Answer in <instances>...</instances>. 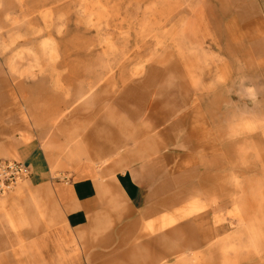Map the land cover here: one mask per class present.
I'll list each match as a JSON object with an SVG mask.
<instances>
[{"label": "rangeland", "instance_id": "1", "mask_svg": "<svg viewBox=\"0 0 264 264\" xmlns=\"http://www.w3.org/2000/svg\"><path fill=\"white\" fill-rule=\"evenodd\" d=\"M0 161L31 168L0 264H264V0H0ZM84 169L106 202L74 228Z\"/></svg>", "mask_w": 264, "mask_h": 264}, {"label": "crops", "instance_id": "2", "mask_svg": "<svg viewBox=\"0 0 264 264\" xmlns=\"http://www.w3.org/2000/svg\"><path fill=\"white\" fill-rule=\"evenodd\" d=\"M19 163L27 166L31 172L29 165L24 162ZM85 170L80 171L74 179H68L67 184L59 183L55 190L57 197L62 200V205L67 210L65 221L68 226L74 228L93 225V221L102 212L106 202V199L101 197L97 184L88 177L90 174H87ZM114 184L131 215L144 212L146 199L144 200L141 186L134 180L130 171L117 174ZM129 219L130 217L124 216V220Z\"/></svg>", "mask_w": 264, "mask_h": 264}, {"label": "built area", "instance_id": "3", "mask_svg": "<svg viewBox=\"0 0 264 264\" xmlns=\"http://www.w3.org/2000/svg\"><path fill=\"white\" fill-rule=\"evenodd\" d=\"M31 175L27 166L14 161H0V197L9 192L19 182Z\"/></svg>", "mask_w": 264, "mask_h": 264}, {"label": "bare ground", "instance_id": "4", "mask_svg": "<svg viewBox=\"0 0 264 264\" xmlns=\"http://www.w3.org/2000/svg\"><path fill=\"white\" fill-rule=\"evenodd\" d=\"M1 209V208H0ZM178 262H181V260L180 261H178Z\"/></svg>", "mask_w": 264, "mask_h": 264}]
</instances>
